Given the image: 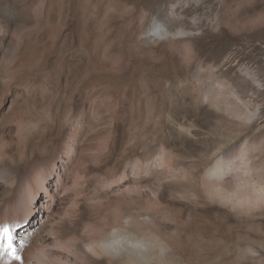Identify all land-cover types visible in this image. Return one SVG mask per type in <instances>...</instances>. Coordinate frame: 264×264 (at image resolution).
<instances>
[{"label":"rangeland","instance_id":"374dc122","mask_svg":"<svg viewBox=\"0 0 264 264\" xmlns=\"http://www.w3.org/2000/svg\"><path fill=\"white\" fill-rule=\"evenodd\" d=\"M174 3L0 0V143L48 142V155L25 159L20 172L27 194L31 187L50 189L46 175L68 178L56 198V219L91 225L87 181L101 187L100 173L118 180L104 188L109 209L139 199L165 209L159 219L175 225L204 206L211 209L205 222L222 220L237 229L233 239L199 253L195 264H264V214H223L218 204L192 195L214 158L224 153L239 160L244 142L253 171L247 178L264 183V0H208L184 20L172 17ZM195 16L202 17L198 26L191 22ZM154 19L193 34L148 37ZM63 96L77 100L76 107L60 102ZM20 107L30 110L28 122ZM162 142L178 144L180 161L195 164V173L159 181L162 164L125 170L128 145L134 157L154 153ZM36 200L34 194L25 200L23 219L35 213ZM53 202L46 204L51 211ZM248 227L254 235L245 239ZM249 244L253 253L244 251Z\"/></svg>","mask_w":264,"mask_h":264},{"label":"bare ground","instance_id":"6f19581e","mask_svg":"<svg viewBox=\"0 0 264 264\" xmlns=\"http://www.w3.org/2000/svg\"><path fill=\"white\" fill-rule=\"evenodd\" d=\"M207 1L175 0L172 5V17L184 20L193 6L204 9ZM87 17L89 19L88 15ZM191 22L198 26L202 22V17L195 16ZM151 33L154 34L151 35ZM192 34L191 31L185 29L173 32L164 22L156 19L152 21L147 31L148 37L159 38H176L179 35L190 36ZM45 99V97H38V102L44 103ZM76 101L67 96L60 97V102L66 105L76 107ZM18 111L23 116L21 119L28 122L30 110L20 107ZM128 146L127 154H124V156L127 155L124 160L126 171L144 168L149 164H162L163 168L160 172L158 171L157 180L159 181L195 173V164L190 167L180 161L184 155L180 152L178 144L162 142L154 153L134 157L128 155L134 146ZM14 151H19L20 156L12 154ZM48 152V142L0 143V225L11 226L15 245L22 256V261H13V264H195L196 256L213 246L215 241L218 243L221 240H230L235 237L234 233L237 229L229 227L222 220L214 222L215 224L203 220V214L209 212V207L193 208L191 212L197 214V217L189 222L177 220L175 225L159 219V215L164 213L165 209L149 208L139 199H135L134 202L119 200L114 209H109L104 206L107 196L104 188L110 182L115 185L118 180H110L108 179L110 177L100 173H96L95 176L99 177L101 187H93L92 180L87 181L85 199L90 210L91 225L81 228L76 221L68 223L56 219L53 214L58 210L59 203L56 198L62 193L68 178L59 174L46 175L45 181L50 189L46 187V190H39L31 187L30 194H27L28 191L25 190L20 172L25 159L44 157L48 155ZM239 154V160L232 154H218L207 167L204 175L197 181L198 189L194 190L192 195L199 203L205 198L218 204L221 207L218 210L223 214L225 210L247 218L256 212L264 214V183H252L247 178V176H252L249 142L242 144ZM129 179L130 176L124 182ZM138 180L148 181L146 176H141ZM231 182H236V185L232 187ZM5 186L11 188L9 193L3 192ZM53 188H55V195L52 194ZM31 194L36 195V211L27 220L23 219L26 216L22 211L25 200L27 203ZM96 196H99V199L96 200ZM182 196L184 198L186 194L180 195ZM44 197L54 201L53 211L46 206L47 200L45 203ZM101 213L104 214L103 217ZM70 233L73 234L70 240L62 239ZM253 235V228L248 227L247 234L242 236L250 239ZM42 240L51 244L42 247ZM28 249L31 252H28ZM36 249L39 251H35ZM244 251L253 253V246L246 245ZM5 259H0V264H5Z\"/></svg>","mask_w":264,"mask_h":264},{"label":"snow or ice","instance_id":"6c2138e0","mask_svg":"<svg viewBox=\"0 0 264 264\" xmlns=\"http://www.w3.org/2000/svg\"><path fill=\"white\" fill-rule=\"evenodd\" d=\"M5 259V264H13V261H22V256L17 249L11 226L0 225V259Z\"/></svg>","mask_w":264,"mask_h":264}]
</instances>
